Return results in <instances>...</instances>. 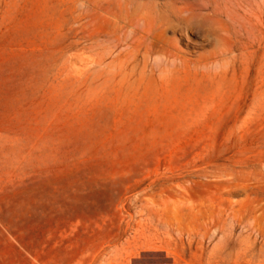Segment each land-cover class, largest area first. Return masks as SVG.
<instances>
[{"label":"rangeland","instance_id":"1","mask_svg":"<svg viewBox=\"0 0 264 264\" xmlns=\"http://www.w3.org/2000/svg\"><path fill=\"white\" fill-rule=\"evenodd\" d=\"M261 182L264 0H0V264H264Z\"/></svg>","mask_w":264,"mask_h":264},{"label":"bare ground","instance_id":"2","mask_svg":"<svg viewBox=\"0 0 264 264\" xmlns=\"http://www.w3.org/2000/svg\"><path fill=\"white\" fill-rule=\"evenodd\" d=\"M110 2V1H109ZM97 8V7H96ZM105 19V18H104ZM96 26V25H95ZM106 26V25H105ZM104 26V27H105ZM100 29V28H99ZM172 32V31H171ZM121 33V32H120ZM144 33H145V35L146 36H148V37H152L155 41H162V42H164V38H165V36H164V34H165V32H164V30H161L158 26H156L155 24H153V23H150L149 24V27L148 28H146L145 29V31H144ZM191 33V32H190ZM180 34V33H179ZM118 35V34H117ZM116 35V36H117ZM152 42V41H151ZM187 42V41H186ZM189 45V44H188ZM197 45V44H196ZM190 46V45H189ZM187 47V46H186ZM236 47V46H235ZM153 48V47H152ZM110 59V58H109ZM198 62V61H197ZM139 76V75H138ZM163 79V78H162ZM115 81V80H114ZM119 83V82H118ZM145 83V82H144ZM162 84V83H161ZM125 90V89H124ZM117 95V94H116ZM121 99V98H120ZM238 167V166H237ZM243 166H239V168L240 169H242V171H244L243 170V168H242ZM251 168V167H250ZM251 169H253V168H251ZM251 172L252 173H255V170H251ZM250 173V172H249ZM234 178L233 179H236V178H238V177H241V176H237V174L235 175V174H231ZM208 176V175H207ZM232 176H231V178H232ZM252 175H247V176H244V178L243 179H246V180H248V181H250V182H253V181H251V177ZM202 177V176H201ZM222 177V176H221ZM189 178H190V176H189ZM192 178V177H191ZM209 178V177H208ZM200 180H203V179H200ZM209 180V179H208ZM245 180V181H246ZM199 181V180H198ZM194 182H196V181H194ZM240 182V181H239ZM250 182H249V184H250ZM258 183V185L260 186V183L259 182H257ZM256 183V184H257ZM262 184L264 183V182H261ZM241 184V183H240ZM246 185L247 186V184L246 183H242V185ZM253 184V183H252ZM197 185V184H196ZM244 185V186H245ZM257 185V186H258ZM217 186H220V185H217ZM208 187V186H207ZM210 187V186H209ZM208 187V188H209ZM211 188H213V187H211ZM258 188V187H257ZM202 191L201 192H203L204 191V188H202L201 189ZM205 190H207V191H210V188L209 189H205ZM218 190V189H217ZM228 192H232V190H228ZM264 193V192H263ZM242 195V194H241ZM260 195V194H259ZM263 195V194H262ZM226 196H227V194H226ZM237 196V195H236ZM221 197L223 198V196L221 195ZM220 198V197H219ZM225 198V197H224ZM230 198V197H229ZM242 203V202H241Z\"/></svg>","mask_w":264,"mask_h":264}]
</instances>
